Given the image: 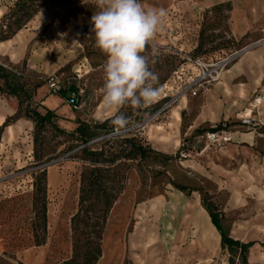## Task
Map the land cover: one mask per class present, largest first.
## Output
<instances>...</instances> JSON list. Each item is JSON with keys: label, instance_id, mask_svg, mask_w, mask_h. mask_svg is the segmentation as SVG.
Here are the masks:
<instances>
[{"label": "rangeland", "instance_id": "1", "mask_svg": "<svg viewBox=\"0 0 264 264\" xmlns=\"http://www.w3.org/2000/svg\"><path fill=\"white\" fill-rule=\"evenodd\" d=\"M16 1L0 0V18ZM141 2L166 12L145 53L154 61L151 70L165 81L161 98L145 111L120 109L129 123L119 137L134 136L174 158L143 160L141 172L136 162L127 163L125 189L108 215L97 264H229L203 197L221 212L230 237L255 241L248 264H264V36L255 32L236 39L228 25L230 11L208 12L227 0ZM96 10L90 0H44L20 31L0 42V63L20 67L25 60V78L39 84L33 107L54 114L37 132L35 150L43 164L34 157L31 120L20 118L0 134V264H57L71 255L69 222L77 209L80 173L88 166L79 159V141L71 133L78 122L93 126L113 117L102 103L106 56L91 32ZM202 27L208 41L196 53ZM234 52L238 59L227 70L244 56L252 58L236 73L226 70L218 81L200 86L195 95L178 96L196 73L188 58L215 62ZM50 78L63 89H78L73 106L51 92ZM16 109L14 97L0 95V126ZM219 125L223 130L209 138ZM108 134L92 149L117 141L108 142ZM41 169L46 171L47 229L44 243L36 246L32 183Z\"/></svg>", "mask_w": 264, "mask_h": 264}, {"label": "trees", "instance_id": "2", "mask_svg": "<svg viewBox=\"0 0 264 264\" xmlns=\"http://www.w3.org/2000/svg\"><path fill=\"white\" fill-rule=\"evenodd\" d=\"M44 0H17L8 12L0 18V42L11 39L20 31L26 23L36 15ZM230 2L214 5L208 12L219 13L230 11ZM208 41L205 37V28L199 32L198 44L194 49L196 53L201 51ZM149 48V46H148ZM27 66L24 60L20 67H10L0 63V95L14 97L17 100V109L13 115L7 116L0 126L2 130L19 120L25 118L34 124V157L37 164H43L41 158L36 154L35 146L37 142V132L43 130L45 123H51L54 119L52 111L47 110L44 114L38 112L33 107L31 101L35 89L39 84H32L25 78ZM165 78L159 79L160 86ZM78 89L74 85L61 89L56 94L63 99L69 98L71 92ZM142 111H145L143 109ZM141 117L136 115V119ZM113 119H106L102 122L89 126L84 122H78L77 127L71 133L79 141V159L88 163L79 177V191L77 198V209L70 218L69 226L71 231V255L57 264H97L102 256V237L108 215L114 203L123 193L127 181V171L131 168L128 162H136V168L141 172V161L152 159H172V155H167L152 149L141 140L133 137L112 136L108 139H116L111 146L106 143L99 148L92 149V145H86L90 140L104 136L113 131L114 127L109 125ZM58 132L64 133L62 129L56 127ZM223 130L222 126L211 128V132ZM107 146V147H106ZM32 192V231L36 246L44 243L47 229L46 218V171L41 169L34 173ZM184 190L185 187L178 186ZM204 208L210 221L220 237V246L229 252V264H248V253L255 241L243 242L230 237L222 225V214L213 203L202 199Z\"/></svg>", "mask_w": 264, "mask_h": 264}, {"label": "clouds", "instance_id": "3", "mask_svg": "<svg viewBox=\"0 0 264 264\" xmlns=\"http://www.w3.org/2000/svg\"><path fill=\"white\" fill-rule=\"evenodd\" d=\"M97 9L91 16L95 47L106 56L102 103L113 112L116 131L129 121L120 109H147L161 98L159 76L151 70L146 49L161 30L163 8L144 7L141 0H90ZM156 49L152 48L155 56Z\"/></svg>", "mask_w": 264, "mask_h": 264}, {"label": "built area", "instance_id": "4", "mask_svg": "<svg viewBox=\"0 0 264 264\" xmlns=\"http://www.w3.org/2000/svg\"><path fill=\"white\" fill-rule=\"evenodd\" d=\"M239 53L238 52H234L231 53L230 55L219 59L215 62L210 61V62H205L203 59H190L188 58V62L192 65L193 69H195L196 73L190 77V79L188 81H185L179 89L178 92V96H184L186 94L192 93L193 95H195L198 91V88L202 85H208L211 83H214L216 81L219 80V78L221 77L222 73L224 71L227 70V68L233 64L237 59H238ZM49 88L51 89V92L53 93H57L58 91H60L62 88V86L60 85L59 81H57L54 78H50L49 79V83H48ZM72 93H70L69 98H68V102L73 106L75 100L72 96ZM176 101V98L171 99L170 101L166 102L162 109H165L166 107H168L169 105H172L174 102ZM124 134V130H119L116 131L115 129H113L112 132H110L108 135L110 137L112 136H118ZM107 136V135H106ZM209 138H215L216 133L212 132L210 134H208ZM104 136H100L97 138H94L92 140H90L89 142H87L86 145H92L100 140H102Z\"/></svg>", "mask_w": 264, "mask_h": 264}, {"label": "crops", "instance_id": "5", "mask_svg": "<svg viewBox=\"0 0 264 264\" xmlns=\"http://www.w3.org/2000/svg\"><path fill=\"white\" fill-rule=\"evenodd\" d=\"M231 2L228 25L232 36L236 39H242L245 36L259 32L264 36V0H227ZM251 55L244 56L239 64L233 65L225 73L234 74L239 70L240 65L250 61ZM184 99H182V105ZM103 257V255H102ZM101 257V259H102ZM100 259V260H101Z\"/></svg>", "mask_w": 264, "mask_h": 264}]
</instances>
